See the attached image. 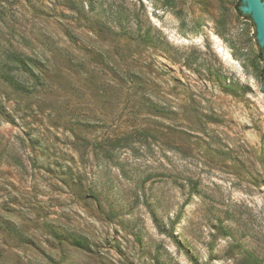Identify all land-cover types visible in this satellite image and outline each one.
<instances>
[{
	"label": "rangeland",
	"instance_id": "1",
	"mask_svg": "<svg viewBox=\"0 0 264 264\" xmlns=\"http://www.w3.org/2000/svg\"><path fill=\"white\" fill-rule=\"evenodd\" d=\"M241 0H0V264H264L260 47Z\"/></svg>",
	"mask_w": 264,
	"mask_h": 264
},
{
	"label": "trees",
	"instance_id": "2",
	"mask_svg": "<svg viewBox=\"0 0 264 264\" xmlns=\"http://www.w3.org/2000/svg\"><path fill=\"white\" fill-rule=\"evenodd\" d=\"M238 12L242 15L239 9ZM243 16L250 19L248 15L243 14ZM260 51L263 53L262 48H260ZM40 67L43 69V65L37 59L10 51L4 54L2 61L0 60V78L15 91H25L23 83L18 81L19 76L15 72L19 74L31 73L34 75L33 69Z\"/></svg>",
	"mask_w": 264,
	"mask_h": 264
},
{
	"label": "water",
	"instance_id": "3",
	"mask_svg": "<svg viewBox=\"0 0 264 264\" xmlns=\"http://www.w3.org/2000/svg\"><path fill=\"white\" fill-rule=\"evenodd\" d=\"M239 10L242 14L248 15L254 23L256 38L259 47L263 49L264 58V0H241ZM262 89L264 90V85Z\"/></svg>",
	"mask_w": 264,
	"mask_h": 264
},
{
	"label": "flooded vegetation",
	"instance_id": "4",
	"mask_svg": "<svg viewBox=\"0 0 264 264\" xmlns=\"http://www.w3.org/2000/svg\"><path fill=\"white\" fill-rule=\"evenodd\" d=\"M260 73H259V83H260V89L262 91V93L264 94V90L262 89L263 85H264V58L262 57V53L260 51Z\"/></svg>",
	"mask_w": 264,
	"mask_h": 264
}]
</instances>
